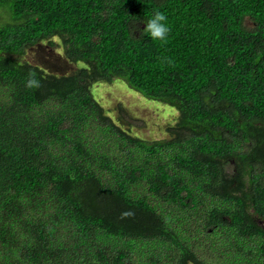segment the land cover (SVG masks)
Listing matches in <instances>:
<instances>
[{
  "label": "trees",
  "instance_id": "16d2710c",
  "mask_svg": "<svg viewBox=\"0 0 264 264\" xmlns=\"http://www.w3.org/2000/svg\"><path fill=\"white\" fill-rule=\"evenodd\" d=\"M0 10V264H264V0ZM53 39L70 71L27 59ZM118 81L176 113L166 137L95 97Z\"/></svg>",
  "mask_w": 264,
  "mask_h": 264
},
{
  "label": "rangeland",
  "instance_id": "374dc122",
  "mask_svg": "<svg viewBox=\"0 0 264 264\" xmlns=\"http://www.w3.org/2000/svg\"><path fill=\"white\" fill-rule=\"evenodd\" d=\"M8 12V10H0V21L5 19V15ZM53 40L58 43L57 46L51 47L44 43L38 46L36 51L30 52L27 59L31 60L35 54L43 52L41 55L47 57L43 58L40 63H45L48 70L53 72L60 70L63 72L70 71L68 63L63 58V50L59 48L58 40ZM37 56L40 55L38 54ZM34 59L37 60L36 57ZM79 66L82 68L84 63H79ZM93 93L109 111L115 110L119 104H123L131 111L133 118H137L138 121L142 119L146 126L141 130L136 129L137 133L150 140L166 137L164 129L176 114L167 106L145 100L140 94L130 89L124 81L96 84L93 88Z\"/></svg>",
  "mask_w": 264,
  "mask_h": 264
},
{
  "label": "clouds",
  "instance_id": "9594fccd",
  "mask_svg": "<svg viewBox=\"0 0 264 264\" xmlns=\"http://www.w3.org/2000/svg\"><path fill=\"white\" fill-rule=\"evenodd\" d=\"M171 29L168 23L167 15L162 11H155L149 18L145 20L143 33L150 37L153 41H159L166 44L169 38ZM171 63V61H168ZM27 88L39 87V81L35 78H29L26 81Z\"/></svg>",
  "mask_w": 264,
  "mask_h": 264
}]
</instances>
